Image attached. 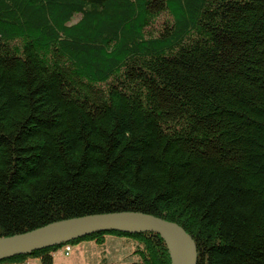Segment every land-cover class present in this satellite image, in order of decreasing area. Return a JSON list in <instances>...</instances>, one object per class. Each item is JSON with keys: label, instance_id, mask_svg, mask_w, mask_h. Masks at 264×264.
<instances>
[{"label": "trees", "instance_id": "trees-1", "mask_svg": "<svg viewBox=\"0 0 264 264\" xmlns=\"http://www.w3.org/2000/svg\"><path fill=\"white\" fill-rule=\"evenodd\" d=\"M138 211L196 264H264V0H0V237ZM98 231L0 260L52 264Z\"/></svg>", "mask_w": 264, "mask_h": 264}, {"label": "water", "instance_id": "water-1", "mask_svg": "<svg viewBox=\"0 0 264 264\" xmlns=\"http://www.w3.org/2000/svg\"><path fill=\"white\" fill-rule=\"evenodd\" d=\"M98 231L153 232L164 242L170 264H196L191 236L175 222L138 211L88 214L49 222L34 229L0 237V260L44 247L65 244Z\"/></svg>", "mask_w": 264, "mask_h": 264}, {"label": "rangeland", "instance_id": "rangeland-1", "mask_svg": "<svg viewBox=\"0 0 264 264\" xmlns=\"http://www.w3.org/2000/svg\"><path fill=\"white\" fill-rule=\"evenodd\" d=\"M107 236L102 245H95L89 241L77 242L69 244L66 252L64 250L66 245L59 247L52 252V264H96L101 261L125 263L137 260V255L131 253L136 244L134 240L123 236L110 235V238ZM11 264L39 263L37 258H27Z\"/></svg>", "mask_w": 264, "mask_h": 264}, {"label": "built area", "instance_id": "built-area-1", "mask_svg": "<svg viewBox=\"0 0 264 264\" xmlns=\"http://www.w3.org/2000/svg\"><path fill=\"white\" fill-rule=\"evenodd\" d=\"M68 249H69V246L66 245V246L64 247L65 252L68 251Z\"/></svg>", "mask_w": 264, "mask_h": 264}, {"label": "crops", "instance_id": "crops-1", "mask_svg": "<svg viewBox=\"0 0 264 264\" xmlns=\"http://www.w3.org/2000/svg\"><path fill=\"white\" fill-rule=\"evenodd\" d=\"M110 237H111L110 235H109V236H107V238H110ZM107 238H106V239H107ZM81 242H83V243H84V241H81ZM81 242H80V243H81Z\"/></svg>", "mask_w": 264, "mask_h": 264}]
</instances>
